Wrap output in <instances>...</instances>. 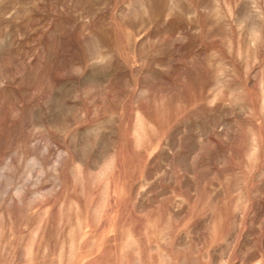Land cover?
Instances as JSON below:
<instances>
[{"label": "rangeland", "instance_id": "rangeland-1", "mask_svg": "<svg viewBox=\"0 0 264 264\" xmlns=\"http://www.w3.org/2000/svg\"><path fill=\"white\" fill-rule=\"evenodd\" d=\"M0 264H264V0H0Z\"/></svg>", "mask_w": 264, "mask_h": 264}]
</instances>
